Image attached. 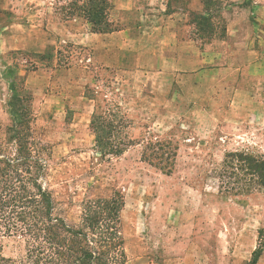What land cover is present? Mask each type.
<instances>
[{"label": "rangeland", "instance_id": "obj_1", "mask_svg": "<svg viewBox=\"0 0 264 264\" xmlns=\"http://www.w3.org/2000/svg\"><path fill=\"white\" fill-rule=\"evenodd\" d=\"M194 1L200 10L178 11L183 19L177 21L194 41L193 67L206 72L194 80L198 85L193 90L178 92L182 96L176 110L163 106L161 99L175 95L163 91L169 81L124 74L117 64H106L103 55L96 62L88 48L55 42L47 33V7L71 30L88 26L90 31L78 9L84 0H0V155L12 159L19 150L9 141V72L23 77L19 87L30 97L26 141L32 155L45 164L42 187L51 195L53 217L80 230L87 203L120 196L124 264H250L256 249L262 251L257 264H264V191L236 194L227 185L223 166L230 153L264 159V0ZM173 6L169 1L160 13L162 28L176 12ZM204 12L212 17L211 38H202L194 16ZM111 14L109 26L117 31ZM235 30L241 40L240 60L217 61L205 43L215 39L236 48ZM164 57L162 65L169 66L172 56ZM137 64L149 65L131 58L128 66ZM224 65L252 67L259 75L253 92L257 112L241 125L249 131L240 137L233 130L224 137L205 118L209 106L217 108L213 105L219 96H234L218 91L217 75L209 71ZM132 107L147 114L144 122L128 119ZM94 116L96 124L112 127L103 154L95 146ZM21 147L24 154L27 146ZM0 245L5 258L24 256L22 239L5 238Z\"/></svg>", "mask_w": 264, "mask_h": 264}, {"label": "trees", "instance_id": "obj_2", "mask_svg": "<svg viewBox=\"0 0 264 264\" xmlns=\"http://www.w3.org/2000/svg\"><path fill=\"white\" fill-rule=\"evenodd\" d=\"M208 2L213 3L212 0ZM78 9L91 33L113 32L107 20L113 9L111 0H84ZM194 16L204 35L202 38H211L210 12ZM8 76L9 141L19 150L12 159L0 155V242L5 238H19L24 241L25 249L24 256L15 260L2 256L0 245V264H124L123 241L118 231V216L124 206L120 196L87 203L80 230L71 229L53 217L51 195L42 187L45 164L32 155L26 141L30 138L26 134L30 129L27 119L30 97L19 87L24 85L23 77L9 72ZM96 123L94 116L91 127L95 146L97 152L103 154L108 145L105 139L110 136L112 127ZM23 145L27 147L21 154ZM117 154L122 153L117 151ZM223 164L230 181L227 185L236 194L264 191V159L230 153ZM261 253V249H256L250 264H257Z\"/></svg>", "mask_w": 264, "mask_h": 264}, {"label": "crops", "instance_id": "obj_3", "mask_svg": "<svg viewBox=\"0 0 264 264\" xmlns=\"http://www.w3.org/2000/svg\"><path fill=\"white\" fill-rule=\"evenodd\" d=\"M169 1L174 5L172 9H175L176 12L166 18L165 24H167V27L162 28L161 24L164 20L160 13L166 9ZM111 3L113 5L111 21L119 27L117 31L104 35L93 34L89 31L88 26H86L87 28L83 27V30L75 29L73 31L67 23H61L52 15L50 7H47V14H45L47 33L53 35L55 42L59 41L60 43H70L74 46L88 48L91 53L93 52V59L96 62L103 55L106 64L111 62L117 64L116 66L124 69L122 71L124 74L154 75L164 79V81H169V87L165 86L163 91H173L175 95L170 96V98L162 97L163 106H170V108L173 107L178 110V99L182 96V93L178 92H186L187 89L193 90L192 86L198 85V82L194 80L201 73L206 72L205 69L193 67L194 41L188 37L186 32L182 33V27H179L177 20H182L183 15H179L178 11H198L201 4L196 3L194 0H111ZM253 4L257 5V2ZM183 28L186 31V27ZM235 36L236 30L232 38L237 40L236 48H230L225 42L215 39L209 40L204 46L208 48V52H211L213 57H217L216 60L219 62L223 61L225 64L227 58L239 61L241 57V40L239 41V38ZM26 37L29 38L26 35L22 37L20 42L27 44ZM226 46L229 48H226ZM228 49L235 50L228 54ZM164 53L172 56V63L169 66L162 65L163 60H167ZM115 57L116 62H114ZM131 58L136 59L137 63L142 64L145 61L149 65L143 67L137 64L129 67L128 64ZM209 71H214L217 75L214 79L219 85L218 91L233 92L234 96L232 99L224 98L223 95L219 96L215 103L217 105H213L217 108L214 109L212 105L209 106V111H205L208 117L205 118H209L211 122L214 121L213 123L217 125V129H220L224 137H228L231 130L234 131V137H240L243 133L249 131L245 127L242 129L241 125H247L251 113L257 112V98L253 92L256 86L259 85L258 72L252 67L241 65H224ZM181 80L187 81L183 83ZM189 85L190 88H188ZM219 87L222 91L219 90ZM260 99L264 101V98L260 97ZM60 101L63 102V98ZM125 103L126 106L132 105L129 101H125ZM214 110H216V114ZM186 112H190V110L187 109ZM76 116L78 120V116L81 115L77 114ZM146 116L147 114H142L140 110H133V107L127 109V117L132 121L144 122ZM91 147L93 148V145Z\"/></svg>", "mask_w": 264, "mask_h": 264}]
</instances>
